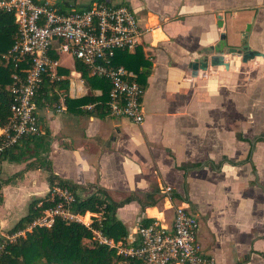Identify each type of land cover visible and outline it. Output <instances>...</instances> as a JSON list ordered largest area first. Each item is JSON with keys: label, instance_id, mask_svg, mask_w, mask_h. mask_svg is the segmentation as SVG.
Returning <instances> with one entry per match:
<instances>
[{"label": "crops", "instance_id": "0c3cea01", "mask_svg": "<svg viewBox=\"0 0 264 264\" xmlns=\"http://www.w3.org/2000/svg\"><path fill=\"white\" fill-rule=\"evenodd\" d=\"M57 1L59 9H72ZM106 1L130 8L147 30L145 50L139 49L149 66L140 81L143 120L136 125L93 110L82 100L100 103L101 91L87 87L73 61L59 55L65 92L53 87L35 101L39 136L48 143L40 155L56 177L100 188L114 202L154 192V206L130 200L115 210L128 242L135 241L139 219L168 227L174 208L182 206L196 217V241L215 264H264V143L246 142L264 135V0ZM247 25L246 45L263 57L241 63L224 55L227 70L208 67L191 76L193 56L215 46L220 33L225 48L238 47ZM60 97L67 101L56 112ZM25 162H0L1 169L8 164L19 172L12 182L19 190L10 194L24 204L49 190L48 174L23 170ZM3 185L4 198L10 185ZM9 215L0 204V228Z\"/></svg>", "mask_w": 264, "mask_h": 264}, {"label": "built area", "instance_id": "2783aa9c", "mask_svg": "<svg viewBox=\"0 0 264 264\" xmlns=\"http://www.w3.org/2000/svg\"><path fill=\"white\" fill-rule=\"evenodd\" d=\"M58 6L57 0L54 3L49 0H0V12L11 15L15 26L12 44L3 59L22 74L14 73L11 77L9 115L6 123L0 126V156L21 139L40 135L35 114L37 93L44 78L49 82L63 79L57 74L56 58L61 54L83 65L88 76L108 82L105 106L109 116L136 125L143 120V88L132 72L112 65L116 52L145 50L147 30L138 24L133 11L106 0L78 9L61 10ZM51 55L56 58L52 59ZM21 64L27 67L21 69ZM54 110H64L63 97L59 98ZM51 192V199L56 198L57 204L43 211L26 231L33 227L48 229L55 217L89 229V222L82 221L83 215L69 211L73 202L70 193L56 187ZM197 227L196 217L187 208L178 206L173 210L170 226L155 222L138 226L134 242L114 244L98 232L93 231V234L98 242L115 248L118 255L138 264H215L196 241ZM24 233L13 234L8 241L23 237Z\"/></svg>", "mask_w": 264, "mask_h": 264}, {"label": "trees", "instance_id": "16d2710c", "mask_svg": "<svg viewBox=\"0 0 264 264\" xmlns=\"http://www.w3.org/2000/svg\"><path fill=\"white\" fill-rule=\"evenodd\" d=\"M101 0H98L100 2ZM64 7H75L71 0H61ZM90 4L76 6L75 9L88 7ZM15 33V26L11 15L0 12V126L7 121L9 112L8 107L11 103L9 88L12 82V75L18 73L10 63H7L3 56L12 44V37ZM52 59L56 57L51 55ZM113 66H123L125 69L136 74L135 81L140 85V81L148 74L149 66L136 50L133 54L127 52H116L112 60ZM27 65L21 64L19 68L25 69ZM73 70L80 75L83 83L90 89H99L101 102L87 96L82 100L86 103H93L92 109L95 111L106 112V100L109 90L108 82L102 78L90 77L87 75L86 68L77 61H73ZM60 71L57 74L60 75ZM56 87L59 92H65L66 83L62 81L49 82L44 78L38 93H46L51 88ZM142 87V85H141ZM143 88V87H142ZM37 93V94H38ZM38 96V95H37ZM38 98V97H37ZM67 99L64 98V103ZM250 147L256 142L264 143V135L259 134L251 140H246ZM31 144V146L29 145ZM47 140L43 136H32L23 138L18 144L4 151L0 156L1 161L10 163L20 162L23 156L33 159L25 165L24 169H41L48 175L46 181L49 190L56 187L65 190L73 197V202L69 205V211L75 215H83L85 220L90 214L97 215L92 218L89 229L75 222H66L55 217L50 228L33 227L29 232H25L23 237H16L13 241H8L0 237V264H138L134 260L124 259L118 255L115 248L102 244L94 239V232H98L101 237L112 241L126 243L128 230L120 222L116 221L114 212L117 208L130 200H136L142 206H154L155 193L149 192L142 194V200L128 197L120 202H114L106 193L96 187H79L70 181L60 179L53 175L50 163L40 155L46 152ZM23 145V146H22ZM22 146V147H21ZM250 151L246 160H249ZM200 165H194L199 167ZM188 167H186V170ZM5 185L7 182H4ZM94 189L92 193L81 196L87 189ZM154 199V200H153ZM58 200L53 197L49 199V194L43 197L32 199L26 209V214L7 231L8 235H13L26 228L36 218L40 217L43 211L54 208ZM152 220L143 217L137 221L138 226H147ZM89 241V244L84 243Z\"/></svg>", "mask_w": 264, "mask_h": 264}, {"label": "rangeland", "instance_id": "374dc122", "mask_svg": "<svg viewBox=\"0 0 264 264\" xmlns=\"http://www.w3.org/2000/svg\"><path fill=\"white\" fill-rule=\"evenodd\" d=\"M49 1L51 3H54L56 0H49ZM71 1H72V3H75V2L76 3L88 2L87 4H90L92 2H97L98 0H71ZM61 55L62 56H65L63 54H61ZM65 62H64L65 64L69 65L68 64V62H69L68 58H66V61ZM120 119H122V118H120ZM29 160L30 159H28V157L25 155V156H23L21 158L20 162H25V161L27 162ZM26 162H25L24 165L28 164ZM7 165L8 164H5V166L3 167V169L0 168V204H1V209L3 211L10 212L9 217L5 220V225L2 228H0V237L5 238L6 240H8L12 236V235H8L7 234V231L9 229H11L18 222V220L22 216H24L26 214L27 205L32 200L31 198H28L25 201V204H24V203H20L18 201L19 199L11 198V194L10 193L11 192H14L16 190L17 191L19 190L18 188L13 187V185H12V184H14V183H12L14 180L15 181L18 180L17 178L19 177V175H17L16 173H19V172L13 173V171H15L17 169L13 167L14 165H9L10 167H8ZM22 165H23V163H22ZM24 165L22 166L23 167V170H24ZM4 182H7V184L10 185L8 187L10 189L4 187V190H5L4 191V195H5V197L3 198L2 197V194H1V187L4 186L3 185V184H5ZM46 194H49V199H51V196L53 194L51 192V190H48V192ZM40 195H41V193H40ZM90 218H88V221H87V222H89V224H88L89 226H90V224L92 222V219H90ZM82 221L85 222L84 219H82ZM31 226H32V224L31 225H27L26 226V229L28 230L29 227H31ZM26 229H24L25 232H28V231H26ZM24 230H22L20 232H17L15 234H19V233L22 234V233H24ZM94 239L96 240V237L95 236H94ZM11 241H13V240H11ZM84 243L89 244V241H84Z\"/></svg>", "mask_w": 264, "mask_h": 264}, {"label": "water", "instance_id": "95a60500", "mask_svg": "<svg viewBox=\"0 0 264 264\" xmlns=\"http://www.w3.org/2000/svg\"><path fill=\"white\" fill-rule=\"evenodd\" d=\"M220 27V21L217 23ZM249 31V25L241 34L238 47L225 48V36L223 33L219 35L218 43L213 47H206L199 51L189 61L188 68L191 70V76H195L197 71H205L208 67H222L228 69L229 63L224 61V55L239 58L241 63H246L255 57H263L258 51L251 50L246 45V38ZM225 48V49H224Z\"/></svg>", "mask_w": 264, "mask_h": 264}, {"label": "bare ground", "instance_id": "6f19581e", "mask_svg": "<svg viewBox=\"0 0 264 264\" xmlns=\"http://www.w3.org/2000/svg\"><path fill=\"white\" fill-rule=\"evenodd\" d=\"M82 219H84V221H85V222H87V221H88V218H87V220H85V217H84V216L82 217Z\"/></svg>", "mask_w": 264, "mask_h": 264}]
</instances>
